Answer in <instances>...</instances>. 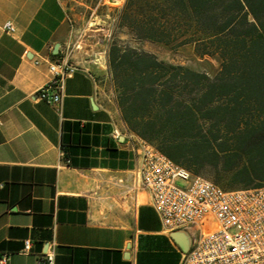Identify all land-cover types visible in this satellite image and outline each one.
Wrapping results in <instances>:
<instances>
[{
    "label": "crops",
    "instance_id": "obj_1",
    "mask_svg": "<svg viewBox=\"0 0 264 264\" xmlns=\"http://www.w3.org/2000/svg\"><path fill=\"white\" fill-rule=\"evenodd\" d=\"M125 1L0 0V260L7 256V264H37L51 249L57 264H181L189 238L182 230L196 233V226L167 231L142 183L146 141L123 117L108 63ZM75 42L86 48L59 108L39 93L53 78L51 61Z\"/></svg>",
    "mask_w": 264,
    "mask_h": 264
},
{
    "label": "trees",
    "instance_id": "obj_2",
    "mask_svg": "<svg viewBox=\"0 0 264 264\" xmlns=\"http://www.w3.org/2000/svg\"><path fill=\"white\" fill-rule=\"evenodd\" d=\"M117 27L128 39L108 63L129 128L194 176L264 185V0H126ZM207 57L216 72L191 63Z\"/></svg>",
    "mask_w": 264,
    "mask_h": 264
},
{
    "label": "built area",
    "instance_id": "obj_3",
    "mask_svg": "<svg viewBox=\"0 0 264 264\" xmlns=\"http://www.w3.org/2000/svg\"><path fill=\"white\" fill-rule=\"evenodd\" d=\"M5 28L15 31L11 22ZM71 52L68 46L63 55L51 61L53 78L39 93L41 99L59 108L66 80L78 69ZM143 152L142 183L150 190L165 229L197 228L181 264H264V185L225 189L210 179L194 176L147 142ZM32 245V240L26 239L24 252ZM0 264H7V256ZM37 264H56V251L48 250Z\"/></svg>",
    "mask_w": 264,
    "mask_h": 264
},
{
    "label": "rangeland",
    "instance_id": "obj_4",
    "mask_svg": "<svg viewBox=\"0 0 264 264\" xmlns=\"http://www.w3.org/2000/svg\"><path fill=\"white\" fill-rule=\"evenodd\" d=\"M106 1H107V4H110L109 0H106ZM93 24H95V21H93ZM114 38H119L120 40H125V39H128V34L123 30H118V28H117L116 31L112 35V40ZM145 47L150 49V50L158 52L163 57H169V58L174 59L175 61H183L184 60L183 54H180V53L172 54L171 52H169V51H167L161 47L153 46L150 44H146ZM85 48H86V46L83 43H79V42H75L74 45H71V49H72L71 59L76 62L78 60V56L80 55L78 51L83 50ZM187 54H190V53H187ZM191 63L199 65L200 67L208 70L211 73L216 72L218 70V68L220 67L219 61L216 58H212V57H207L206 59L201 60V62L192 60ZM205 178H207V177H205ZM207 179H210V178H207ZM210 180H212V179H210ZM178 182L182 183L183 181L179 180Z\"/></svg>",
    "mask_w": 264,
    "mask_h": 264
},
{
    "label": "water",
    "instance_id": "obj_5",
    "mask_svg": "<svg viewBox=\"0 0 264 264\" xmlns=\"http://www.w3.org/2000/svg\"><path fill=\"white\" fill-rule=\"evenodd\" d=\"M183 232H185V234L189 237L187 240L185 241V251H188L193 243V236L191 235V233L187 230V229H183Z\"/></svg>",
    "mask_w": 264,
    "mask_h": 264
}]
</instances>
